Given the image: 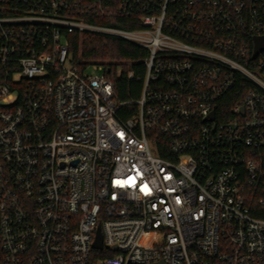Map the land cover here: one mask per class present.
I'll return each mask as SVG.
<instances>
[{"label": "built area", "instance_id": "built-area-1", "mask_svg": "<svg viewBox=\"0 0 264 264\" xmlns=\"http://www.w3.org/2000/svg\"><path fill=\"white\" fill-rule=\"evenodd\" d=\"M74 33L147 52L137 101ZM262 37L264 0H0V264H264Z\"/></svg>", "mask_w": 264, "mask_h": 264}, {"label": "trees", "instance_id": "trees-1", "mask_svg": "<svg viewBox=\"0 0 264 264\" xmlns=\"http://www.w3.org/2000/svg\"><path fill=\"white\" fill-rule=\"evenodd\" d=\"M135 18L120 17L113 21L105 19H93L92 23L122 28L125 30H135L138 24ZM68 43V54L70 65L84 73L89 66L103 65L106 69V77L112 82L114 87V99L119 103L137 101L142 93V79L145 75L144 60L147 52L142 48L124 42L122 40L111 39L103 36L91 34H65ZM132 72V78H128V73ZM227 107H231L238 102L235 90ZM136 107L125 105L119 111L122 120H127ZM162 156V155H161ZM262 191H257L256 195L248 201L250 213L256 219L264 220V203L261 204Z\"/></svg>", "mask_w": 264, "mask_h": 264}, {"label": "water", "instance_id": "water-1", "mask_svg": "<svg viewBox=\"0 0 264 264\" xmlns=\"http://www.w3.org/2000/svg\"><path fill=\"white\" fill-rule=\"evenodd\" d=\"M264 51V37L262 38H255L254 39V57H256L259 53ZM213 119V115L211 116V120ZM94 248L100 249L101 248V237L98 231L97 240L94 244ZM161 264V263H160Z\"/></svg>", "mask_w": 264, "mask_h": 264}, {"label": "rangeland", "instance_id": "rangeland-1", "mask_svg": "<svg viewBox=\"0 0 264 264\" xmlns=\"http://www.w3.org/2000/svg\"><path fill=\"white\" fill-rule=\"evenodd\" d=\"M86 74L90 76L99 75L100 72H98L93 66H89L86 70Z\"/></svg>", "mask_w": 264, "mask_h": 264}]
</instances>
